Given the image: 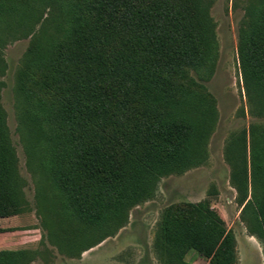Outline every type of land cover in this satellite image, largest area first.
Segmentation results:
<instances>
[{
	"label": "trees",
	"instance_id": "trees-1",
	"mask_svg": "<svg viewBox=\"0 0 264 264\" xmlns=\"http://www.w3.org/2000/svg\"><path fill=\"white\" fill-rule=\"evenodd\" d=\"M23 1L0 0V10ZM69 1L66 27L35 38L18 78L39 116L33 129L23 126L26 144L34 158L41 155L56 193L39 195L42 224L52 245L80 258L122 228L131 208L151 200L162 176L206 160L203 136L213 105L190 103L179 80L209 58L215 38L204 0ZM247 18L239 34L240 68L248 94H258L264 107V0L249 7ZM135 117L146 120L142 131L134 128ZM42 120L49 140L39 133ZM251 137L250 178L244 152L230 148L228 158L241 204L251 184L242 216L264 243V132ZM20 188L0 105V218L24 211L9 198ZM154 250L161 264H188L190 250L211 257L210 264L236 262L234 235L206 200L165 210ZM33 259L25 250L0 251V264Z\"/></svg>",
	"mask_w": 264,
	"mask_h": 264
},
{
	"label": "rangeland",
	"instance_id": "rangeland-1",
	"mask_svg": "<svg viewBox=\"0 0 264 264\" xmlns=\"http://www.w3.org/2000/svg\"><path fill=\"white\" fill-rule=\"evenodd\" d=\"M204 1L214 28L215 47L213 44L211 57L208 56L206 61L187 68L179 83L184 86V98H190V103H197L199 108L208 103L213 105V115L205 124L209 130L203 136L207 158L199 166L183 171L176 169L162 176L154 197L131 208L122 228L80 258H70L52 245L42 224L44 215L38 207L39 195L44 193L43 190L50 196L56 193L40 160L41 155L34 158L26 144L29 132L26 134L23 126L27 122L33 129L38 115L27 105L29 101L22 95L19 85L24 89L27 86L18 78L26 67L29 48L35 38L49 33L55 26L66 27L70 1L24 0L16 8L6 5L0 10V105L6 115L21 184L18 194L9 198L21 201L24 207L18 215L0 218V251L34 253L30 264H161L154 250V241L163 212L185 203L206 200L224 220L227 232L234 235L235 264H264V243L256 235H251L242 216L243 208L252 196L251 184L248 185L247 200L241 204L243 194L232 181L233 167L228 158L230 148L244 152L250 178L251 134L259 138L264 132L262 99L258 94H248L238 54L239 34L248 21L247 10L258 0ZM30 99L34 101V98ZM133 121L135 129H145V119L135 117ZM49 127L45 122L39 132L45 140H49ZM151 139L157 141L152 136ZM184 261L210 264L211 257L190 250Z\"/></svg>",
	"mask_w": 264,
	"mask_h": 264
},
{
	"label": "crops",
	"instance_id": "crops-1",
	"mask_svg": "<svg viewBox=\"0 0 264 264\" xmlns=\"http://www.w3.org/2000/svg\"><path fill=\"white\" fill-rule=\"evenodd\" d=\"M5 250H7V249H5Z\"/></svg>",
	"mask_w": 264,
	"mask_h": 264
}]
</instances>
